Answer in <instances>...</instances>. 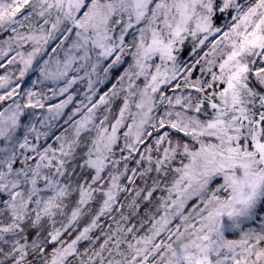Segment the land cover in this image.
Instances as JSON below:
<instances>
[{"label":"snow or ice","instance_id":"6c2138e0","mask_svg":"<svg viewBox=\"0 0 264 264\" xmlns=\"http://www.w3.org/2000/svg\"><path fill=\"white\" fill-rule=\"evenodd\" d=\"M0 264H264V0H0Z\"/></svg>","mask_w":264,"mask_h":264}]
</instances>
